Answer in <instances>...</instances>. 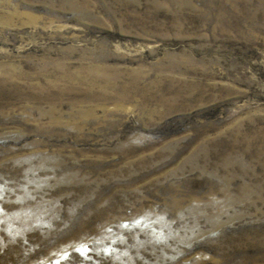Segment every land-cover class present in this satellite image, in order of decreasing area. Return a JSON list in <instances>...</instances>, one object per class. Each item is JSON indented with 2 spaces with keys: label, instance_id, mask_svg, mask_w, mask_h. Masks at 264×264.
<instances>
[{
  "label": "rangeland",
  "instance_id": "374dc122",
  "mask_svg": "<svg viewBox=\"0 0 264 264\" xmlns=\"http://www.w3.org/2000/svg\"><path fill=\"white\" fill-rule=\"evenodd\" d=\"M0 264H264V0H0Z\"/></svg>",
  "mask_w": 264,
  "mask_h": 264
}]
</instances>
